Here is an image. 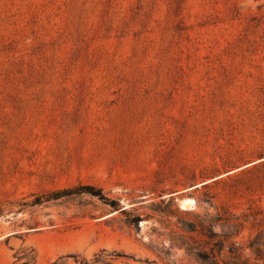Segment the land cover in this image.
Segmentation results:
<instances>
[{
    "label": "rangeland",
    "instance_id": "1",
    "mask_svg": "<svg viewBox=\"0 0 264 264\" xmlns=\"http://www.w3.org/2000/svg\"><path fill=\"white\" fill-rule=\"evenodd\" d=\"M256 234L264 0H0V264H261Z\"/></svg>",
    "mask_w": 264,
    "mask_h": 264
},
{
    "label": "trees",
    "instance_id": "2",
    "mask_svg": "<svg viewBox=\"0 0 264 264\" xmlns=\"http://www.w3.org/2000/svg\"><path fill=\"white\" fill-rule=\"evenodd\" d=\"M80 193H86L91 196L97 197L98 199L103 198L101 195L100 188H97L93 185H79L73 188L53 190L50 192H46L45 194H42L40 196H35L30 201L29 205H37L40 204L41 202L57 200L62 197H67L73 194H80ZM236 225L239 224L238 223H232L231 225L228 224V226H236ZM225 237H231V236L226 235ZM260 238H262L261 235L256 234L255 237L252 240H250L246 248L254 256V260L257 261V263L261 262V264H264V243L259 242ZM234 244H235L234 241H230L228 245V253L231 260H229L228 263L222 262V264H250L248 263L247 260H243L239 258L241 256V253L239 251V248L236 247ZM222 248L223 245H221V248H219L218 254H220ZM69 256L73 258V264H110V262L106 260V254H104L102 251L93 254L92 258L90 259L80 257L78 254H70ZM205 257L208 259L209 255H205ZM211 257L213 258L214 255H211ZM215 264L218 263L216 262Z\"/></svg>",
    "mask_w": 264,
    "mask_h": 264
}]
</instances>
